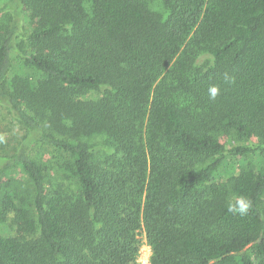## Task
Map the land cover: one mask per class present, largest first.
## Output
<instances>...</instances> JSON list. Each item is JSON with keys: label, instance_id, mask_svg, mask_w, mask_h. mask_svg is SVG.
<instances>
[{"label": "trees", "instance_id": "16d2710c", "mask_svg": "<svg viewBox=\"0 0 264 264\" xmlns=\"http://www.w3.org/2000/svg\"><path fill=\"white\" fill-rule=\"evenodd\" d=\"M0 106V264H264V0H4Z\"/></svg>", "mask_w": 264, "mask_h": 264}, {"label": "rangeland", "instance_id": "374dc122", "mask_svg": "<svg viewBox=\"0 0 264 264\" xmlns=\"http://www.w3.org/2000/svg\"><path fill=\"white\" fill-rule=\"evenodd\" d=\"M4 0H0V4ZM0 125L2 127L4 135L7 137L8 140H11V143H15L16 140L22 139L28 135V131L21 123L17 122L12 118V116L9 114L7 109L3 106H0ZM223 141H227L229 146L239 144L242 142L240 138L234 133L229 137L222 138ZM48 152L45 155V159L49 162H52V153H50L49 149ZM54 173L55 169L51 168L48 171V177H49V184H52L54 181ZM10 177L13 182L18 183L21 180V175L19 170H14ZM143 243L141 245L140 251L137 254V264H149L150 258L152 255V249L150 245L148 244L145 235H142Z\"/></svg>", "mask_w": 264, "mask_h": 264}, {"label": "clouds", "instance_id": "9594fccd", "mask_svg": "<svg viewBox=\"0 0 264 264\" xmlns=\"http://www.w3.org/2000/svg\"><path fill=\"white\" fill-rule=\"evenodd\" d=\"M219 94V87L212 86L209 88V97L210 99H215ZM251 201L241 197L235 204L230 203L227 207V211L233 214H239L240 216H244L248 213L251 208Z\"/></svg>", "mask_w": 264, "mask_h": 264}]
</instances>
